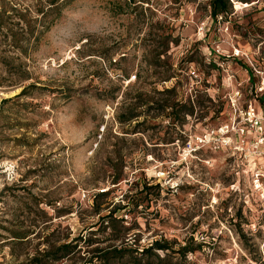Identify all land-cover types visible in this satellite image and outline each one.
Here are the masks:
<instances>
[{"label": "rangeland", "instance_id": "rangeland-1", "mask_svg": "<svg viewBox=\"0 0 264 264\" xmlns=\"http://www.w3.org/2000/svg\"><path fill=\"white\" fill-rule=\"evenodd\" d=\"M49 1L0 0V264L80 236L43 264H100L85 250L113 247L134 264L155 240L192 248L177 264H264L249 167L182 150L225 117L246 75L236 50L264 55V0H229L216 20L210 0Z\"/></svg>", "mask_w": 264, "mask_h": 264}, {"label": "built area", "instance_id": "built-area-1", "mask_svg": "<svg viewBox=\"0 0 264 264\" xmlns=\"http://www.w3.org/2000/svg\"><path fill=\"white\" fill-rule=\"evenodd\" d=\"M233 55L245 59L246 75L228 95L225 117L185 140L182 150L230 154L237 165L249 167L253 185L264 199V55L254 57L240 50Z\"/></svg>", "mask_w": 264, "mask_h": 264}, {"label": "trees", "instance_id": "trees-1", "mask_svg": "<svg viewBox=\"0 0 264 264\" xmlns=\"http://www.w3.org/2000/svg\"><path fill=\"white\" fill-rule=\"evenodd\" d=\"M210 1H211L210 2V5H211L210 16L214 20H216L218 16H222L226 14L230 6L232 5L229 0H210ZM56 2L57 0H51L49 1V4L53 6H57ZM19 15L21 17L24 16L23 14H19ZM10 34L13 39L15 36L14 32ZM136 116H138V114H132L129 117L125 118L124 120L127 121ZM116 181H117V178L115 179V182ZM105 193L106 191L98 192L97 196L98 197L103 196ZM115 209H119V207H116ZM114 211H110V213L108 215H105L104 217L106 219L110 218V220L114 219L113 218V214L115 213ZM25 234L26 232H22V233L14 232L13 237L22 238L26 236ZM80 240H82V236L74 238L73 241H76L75 243L69 242L66 244L59 245L58 247H54L52 250L47 251L41 257L34 256L30 262L31 264L35 262L38 264H43V261H42L43 257H45L46 260L49 259L52 261H58L64 257L74 255L76 252L79 251V250H76V248ZM170 249H171L170 245L168 244L166 240L164 241L155 240L149 246L141 249V251L138 253L139 256L135 257L134 264H177V262H170V259L172 257H177L176 255H178L179 260H185L187 253L193 251L192 248H188L187 245L180 246L178 250L176 251L169 252ZM85 251L87 252L86 255H88L89 253H94L92 254L91 258H87L88 262H91L94 257V258H97L96 260H98L100 264H113L114 261H117L116 259L122 260L124 257L123 255L124 250L118 249L116 247L105 249L104 251L100 250L99 248H93V249L85 250ZM158 251H163L164 254L160 256L158 254ZM150 257H152V259Z\"/></svg>", "mask_w": 264, "mask_h": 264}, {"label": "bare ground", "instance_id": "bare-ground-1", "mask_svg": "<svg viewBox=\"0 0 264 264\" xmlns=\"http://www.w3.org/2000/svg\"><path fill=\"white\" fill-rule=\"evenodd\" d=\"M257 186V185H256Z\"/></svg>", "mask_w": 264, "mask_h": 264}]
</instances>
